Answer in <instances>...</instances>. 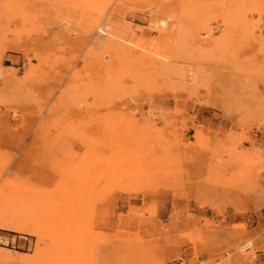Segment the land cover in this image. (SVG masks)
<instances>
[{
    "label": "rangeland",
    "instance_id": "obj_1",
    "mask_svg": "<svg viewBox=\"0 0 264 264\" xmlns=\"http://www.w3.org/2000/svg\"><path fill=\"white\" fill-rule=\"evenodd\" d=\"M0 264H264V0H0Z\"/></svg>",
    "mask_w": 264,
    "mask_h": 264
},
{
    "label": "built area",
    "instance_id": "obj_2",
    "mask_svg": "<svg viewBox=\"0 0 264 264\" xmlns=\"http://www.w3.org/2000/svg\"><path fill=\"white\" fill-rule=\"evenodd\" d=\"M0 243H3V244H6L8 245L9 244V240L8 239H5L3 237L0 236ZM183 263V261L181 262V264Z\"/></svg>",
    "mask_w": 264,
    "mask_h": 264
}]
</instances>
